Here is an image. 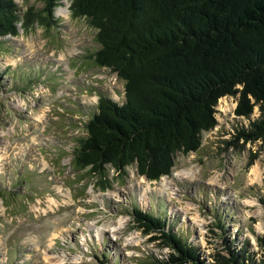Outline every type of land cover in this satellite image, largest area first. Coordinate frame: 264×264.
Segmentation results:
<instances>
[{
  "label": "rangeland",
  "instance_id": "rangeland-1",
  "mask_svg": "<svg viewBox=\"0 0 264 264\" xmlns=\"http://www.w3.org/2000/svg\"><path fill=\"white\" fill-rule=\"evenodd\" d=\"M14 1L20 13L41 7ZM53 19L49 29L34 24L1 42L0 70L9 74L0 88V264H165L171 249L135 227L133 208L164 219L203 264L228 250L259 264L264 139L237 136L259 118L258 108L240 118L237 97L221 98L216 127L202 133L196 152L175 155L168 176L148 181L134 166L124 175L109 169L102 191L97 178L74 169L72 152L99 97L122 103L123 81L94 65L96 31L71 17L69 0H58ZM182 171L192 178L174 177ZM163 178L167 188L158 184Z\"/></svg>",
  "mask_w": 264,
  "mask_h": 264
},
{
  "label": "trees",
  "instance_id": "trees-1",
  "mask_svg": "<svg viewBox=\"0 0 264 264\" xmlns=\"http://www.w3.org/2000/svg\"><path fill=\"white\" fill-rule=\"evenodd\" d=\"M34 1L39 9L20 13L14 0H0V57L1 42L19 29L51 28L58 0ZM69 12L96 31L94 65L123 81L122 103L99 97L72 152L74 169L97 178L100 190L110 187L109 169L124 175L134 166L148 181L168 176L175 155L196 152L202 133L216 127L223 97H237L240 118L258 108L259 118L237 136L264 139V0H69ZM7 74L0 70V88ZM17 78L23 85L12 75ZM132 217L143 234L171 249L165 264H203L161 217L138 208ZM227 255L217 254L214 263L245 262L236 250Z\"/></svg>",
  "mask_w": 264,
  "mask_h": 264
},
{
  "label": "bare ground",
  "instance_id": "bare-ground-1",
  "mask_svg": "<svg viewBox=\"0 0 264 264\" xmlns=\"http://www.w3.org/2000/svg\"><path fill=\"white\" fill-rule=\"evenodd\" d=\"M189 173H191V172H183V171H182L180 174H179V173H178V174H175L174 177H178V178H180L181 175H183V176H185V177L187 176V177H191V178H192V175L190 176ZM257 174H258V170H257V168H253V169L251 170V174H249V175H251V176H256ZM170 182H171V181H169L168 178H167V179H166V178H163L162 181H159V182H158V184H160V186L163 187V188H167V186L170 185ZM160 186H158V187H160ZM158 190L160 191V189H158ZM161 190H162V189H161ZM162 191H163V190H162ZM143 194H144V196H146V192H145V191L143 192ZM58 264H63L62 259H59Z\"/></svg>",
  "mask_w": 264,
  "mask_h": 264
},
{
  "label": "water",
  "instance_id": "water-1",
  "mask_svg": "<svg viewBox=\"0 0 264 264\" xmlns=\"http://www.w3.org/2000/svg\"><path fill=\"white\" fill-rule=\"evenodd\" d=\"M146 179V178H145ZM147 180V179H146Z\"/></svg>",
  "mask_w": 264,
  "mask_h": 264
}]
</instances>
